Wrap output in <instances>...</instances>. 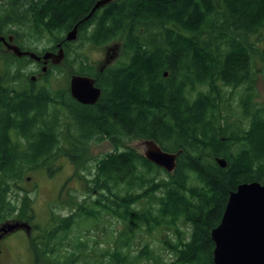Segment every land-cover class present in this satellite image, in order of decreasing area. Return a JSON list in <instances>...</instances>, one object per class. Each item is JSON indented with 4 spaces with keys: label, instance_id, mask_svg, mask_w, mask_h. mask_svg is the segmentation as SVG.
<instances>
[{
    "label": "trees",
    "instance_id": "1",
    "mask_svg": "<svg viewBox=\"0 0 264 264\" xmlns=\"http://www.w3.org/2000/svg\"><path fill=\"white\" fill-rule=\"evenodd\" d=\"M14 1L4 0L0 16ZM34 4L33 27L23 25L33 44L43 37L60 43L92 9L83 12L78 0L26 1L28 7ZM12 26L0 36L18 35ZM39 26L48 33L42 35ZM87 26L93 28L89 35ZM127 28L126 38L137 42L125 48L117 65L102 71L66 45L68 84L71 75L93 77L102 89L95 105L77 102L69 85L32 90L37 85L30 79L27 62L32 61L0 51V215L20 212L32 220L30 197L18 205L11 197L18 199L15 188L30 171L54 176L61 166L50 163L57 157L88 172L90 187L102 195L37 230L30 264H95L92 248L83 237L76 241L75 231L80 223L105 217L126 226L124 247L136 231L169 230L176 238L163 243L173 260L164 264H214L211 235L231 193L243 183L264 184V105L258 104L254 87L258 74L264 78V0H115L80 26L77 40L80 48H100ZM241 36L250 38L248 44ZM254 48L263 63L259 71ZM45 51L52 48L35 52ZM59 72L60 66H53L43 77ZM227 89H243L236 109L231 101L222 105ZM106 140L120 150L96 157L92 164L82 162L91 144ZM134 140H153L166 152L180 153L176 171L166 172L124 144ZM217 158L227 166L222 168ZM111 257L110 264H140L153 260L154 251L145 244L136 257L120 252Z\"/></svg>",
    "mask_w": 264,
    "mask_h": 264
},
{
    "label": "rangeland",
    "instance_id": "2",
    "mask_svg": "<svg viewBox=\"0 0 264 264\" xmlns=\"http://www.w3.org/2000/svg\"><path fill=\"white\" fill-rule=\"evenodd\" d=\"M26 1L30 0H15L11 3V6L6 4L8 5L5 8L6 14L0 17V32L10 24L17 25V27L23 25L27 28L33 27L34 23L32 22L31 11L33 9H38V5L34 4L33 7H28L26 5ZM90 1L91 0H80L81 5L85 10L93 8L98 0L91 3ZM3 4L4 0H0V6ZM38 30L42 35L48 33L47 28L42 26H39ZM128 31L129 29L127 28L119 39L110 42L104 47L96 48L84 45V47L80 48L81 40H76L72 44L71 48L77 50L81 55L86 57L88 65L93 66L96 71H99L102 68H110L117 65L124 58L126 47L131 48V44H135L137 42L136 39L128 40L126 38ZM85 32L89 35L91 30L87 29ZM240 38L247 44L250 41V38L247 37L241 36ZM256 39L257 35H254L252 42L255 46L257 45ZM18 44L22 48H30L39 52H42L47 48H54V44L50 43L47 37H43L42 41L37 44H33L26 31L18 34ZM254 50V67L257 71H259L262 68L263 63L261 56L258 53V49L254 48ZM0 51L7 52V54L9 52L7 47L3 45L2 48H0ZM114 53L116 55L115 58L108 62L107 57ZM27 64L30 68L37 70V72L33 74V77L36 78L35 81H37V85L32 90L37 91L43 85L50 86L53 89L66 88V86L69 85L68 73H70L71 69L65 64L60 65V72L56 73L58 76L53 73L47 79L43 77L41 70L40 72L38 71V66L36 64L32 62H27ZM75 67H78V64H76ZM24 85H19V87L25 88ZM254 87L256 88L258 95V104L264 105V78L261 74H258ZM242 90L243 89H240L239 91L230 89H227L226 91L223 90L224 99L222 101V105H228V101H231V106L236 109V99L239 97V94L242 93ZM64 114L66 115V111H64ZM10 136L12 141L15 143V140L17 139V132H11ZM124 144L143 153L144 147L140 140H134ZM62 146L66 148L64 145ZM116 150L120 149L114 147L109 140L100 144L93 143L88 147L82 162L90 163L94 158H98L99 156ZM50 164L61 166V169L54 176L50 177L45 170H33L25 175V180L20 183L19 188H15L16 191L21 193L18 196L20 202H23L26 195L30 197V199L26 201L29 203V209L34 215V219L31 223L34 230H32L31 236H34L37 230H40L42 227L50 224L51 219L73 214V212L77 211V207H80L81 205L85 206L86 202H95L98 199H101L102 196L100 192H97L94 188L90 187L88 183V177H90L88 172L80 171L78 166H74L68 158L64 156L60 158L57 157L56 160ZM90 164L86 165L89 166ZM89 168L91 170L94 169L91 165ZM142 195L143 194H139L138 197H141ZM140 204L139 208L143 209L144 204ZM15 222L22 221L15 219L6 223ZM2 224L5 223L0 222V226ZM125 231V225L119 223L113 218L105 217L100 219L97 223L89 222L86 225L80 223L79 230L76 229L74 238L77 241L79 237H83V241H86L89 244L92 248V253L94 254L93 257L95 264H110V261L112 260L111 255L115 252H120L122 255L130 254L133 257H136L145 244H150V248L154 251V259H144L140 262V264H164L173 260L170 251L165 248L163 243L167 239L173 240L176 238L173 231L158 229L149 235H144L139 233V231H136V233L134 232L135 239L131 241V244L128 247H124L120 244L123 241L122 234ZM44 232L46 237L48 231L45 229ZM23 237L24 233L18 231L3 245L4 253L3 255H0V264L33 263V259L29 257V253L32 252L30 251V247H28L27 239H24ZM69 250L72 251L73 248L70 246ZM112 264L115 263L112 261ZM135 264L139 263L136 262Z\"/></svg>",
    "mask_w": 264,
    "mask_h": 264
},
{
    "label": "water",
    "instance_id": "3",
    "mask_svg": "<svg viewBox=\"0 0 264 264\" xmlns=\"http://www.w3.org/2000/svg\"><path fill=\"white\" fill-rule=\"evenodd\" d=\"M115 0H99L91 13L83 20L88 21L93 14L102 7ZM78 26L67 36L72 42L77 39ZM13 37L9 41L0 37L8 50L16 56H30L36 62L43 60V72H47V65L52 62L59 65L64 60L63 50L58 53L47 52L43 57L35 53L24 52L13 45ZM167 76V74H165ZM35 80V78H32ZM72 97L83 105H95L102 96L101 88L96 86V81L90 76L73 75L70 81ZM144 157L164 169L168 173L176 171L180 153H169L153 140L141 141ZM217 163L225 168L227 162L217 158ZM28 223L4 224L0 232H13L19 229L30 230ZM212 239L215 243L214 264H264V184L258 182L243 183L232 192L220 224L213 229Z\"/></svg>",
    "mask_w": 264,
    "mask_h": 264
},
{
    "label": "flooded vegetation",
    "instance_id": "4",
    "mask_svg": "<svg viewBox=\"0 0 264 264\" xmlns=\"http://www.w3.org/2000/svg\"><path fill=\"white\" fill-rule=\"evenodd\" d=\"M79 1V4L81 5V2H80V0H78ZM102 10V9H101ZM101 10H99V11H101ZM83 12H85V9L83 10ZM98 13V12H97ZM87 29H89V30H93V28H92V26H87L86 27V30ZM13 30L14 31H19V33L20 32H24V29H23V26H20V27H17V25H15L14 27H13ZM70 32V31H69ZM67 44H70V46L68 47V48H70L71 47V43L70 42H65V44H63V43H57V44H54V48L52 49V51H54V52H59L60 50H63L64 52H66V45ZM115 53L114 54H112V55H109L108 57H107V60H108V62H110L112 59H114L115 58ZM49 65V64H48ZM37 66H39V67H42L43 65L41 64V63H37ZM50 67V66H49ZM37 72V70H35V73ZM14 194H17L18 196L21 194V193H19L18 191H14ZM12 198V201H14L17 205H18V202L19 203H21L20 201H19V199H14L13 198V196L11 197ZM23 202H24V199H23ZM17 211H21V208L18 206V209H17ZM32 213V212H31ZM32 220H29L28 218H25V217H23L22 215H21V213L20 212H16L15 214H13V215H9V216H1L0 215V222H3V223H5L6 224V222H9V221H12V220H18V221H22V222H25V221H27L30 225H31V223H32V221H33V219H34V215H33V213H32ZM4 224H2L1 226H0V229L2 228V226H3ZM32 230H34V227L31 225V228H30V230H29V232L26 230V229H19V230H15V231H13V232H8V233H5V232H0V255H3V253H4V248H3V245L9 240V238L11 239L14 235H15V233L16 232H18V231H21V232H23L24 233V239L26 238L27 239V242H28V247H30V244L29 243H31V241H32V238L35 236H31V232H32ZM36 231V230H35ZM36 233H37V231H36ZM29 240H30V242H29ZM29 250V249H28ZM31 251V250H30ZM29 257L30 258H32L33 259V256H32V253H29Z\"/></svg>",
    "mask_w": 264,
    "mask_h": 264
}]
</instances>
